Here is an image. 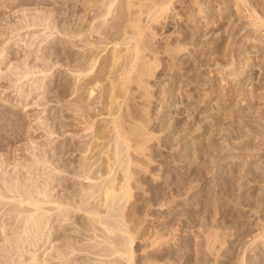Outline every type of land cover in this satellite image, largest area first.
Listing matches in <instances>:
<instances>
[{
  "label": "rangeland",
  "instance_id": "rangeland-1",
  "mask_svg": "<svg viewBox=\"0 0 264 264\" xmlns=\"http://www.w3.org/2000/svg\"><path fill=\"white\" fill-rule=\"evenodd\" d=\"M90 1L93 0H0V178H6V183L12 185L13 176L20 172L41 186L51 175L53 166H67L59 178H66L71 187L80 190L82 185L98 184L100 180L103 184L112 175L108 180L119 187L115 191L119 201L111 210L119 219L111 217L115 226L112 232L106 231L107 226L100 225L99 220L100 224H95L96 216L92 219V213L86 208L96 207L103 216L100 221L110 219L107 216L110 208L102 204V194L97 193L100 195L96 200L85 199L82 203L81 197L71 196L72 189L53 182L55 198L70 197L79 203V209L71 211V218L67 219L58 214L57 205H46L53 222L41 231L39 244L26 242L20 244L21 253L18 249L10 252L8 238L13 239L15 235L9 229L4 233L2 230L6 227H3L0 247L5 245L10 249L7 250L12 264H264V67L259 66L264 65V54L263 58H258L256 51L262 48L264 53V27L255 32L248 19L254 15L252 7L264 19V0H250L252 7L238 12L235 0L213 1L215 9L229 5L226 14L230 18L215 22L207 29L200 24L198 34L194 33L195 27L186 16L191 9L198 11V6L193 4L195 0H174L171 11L168 10L171 13L163 11L164 15L168 14L166 20L162 11L156 10L159 7H152L157 12L151 11V6H158L157 0H130L128 3V0H113L111 10L107 8L111 0L98 3L94 0V9V1L92 4ZM129 6L133 7V12ZM102 7L104 10L100 9ZM141 7L144 10L138 9ZM139 23L140 27L143 25L139 31L141 36L137 31ZM231 26L236 27L233 31L236 37ZM241 26L244 30L237 29ZM137 38L139 46L148 48L141 50L143 57H147L142 59L140 53L137 64L131 66L128 61L136 57H133V46ZM218 45L223 50L218 49ZM247 47V55L257 56L248 74L244 56L234 55ZM88 55L93 56V61ZM110 57L112 60L107 59ZM140 62L147 63L144 68L149 73H145ZM75 65H83V70ZM238 71L244 74L236 76ZM84 80L95 86L92 97ZM238 80L243 83L237 84ZM81 87L84 89H78ZM206 93L214 99L210 106L203 104L204 98L208 99ZM217 96L225 99L231 115H219ZM75 145L78 150H74ZM56 146L59 148L55 149ZM44 152L52 157L50 167L45 169L39 165L42 169L29 170L30 160L26 157L38 159ZM5 159H9V163ZM84 161L93 164L89 174L94 171L97 180H85L84 176L74 173ZM125 172L131 175L127 183ZM7 200L5 198V202ZM10 201L7 205L0 204V221L9 222L7 228L12 227L10 223L14 219H7L10 216H2V213L11 205ZM90 223L103 230L98 227L94 233ZM127 231L136 239L131 246L132 261L124 251L126 247L122 255L120 252L103 255L110 252L101 250L104 236L122 238L124 233H129ZM47 236L51 239L46 240ZM69 241L76 242L75 251L66 247L69 255H57L56 246ZM99 241L98 252L87 248ZM2 253L0 248V259H3Z\"/></svg>",
  "mask_w": 264,
  "mask_h": 264
},
{
  "label": "bare ground",
  "instance_id": "bare-ground-1",
  "mask_svg": "<svg viewBox=\"0 0 264 264\" xmlns=\"http://www.w3.org/2000/svg\"><path fill=\"white\" fill-rule=\"evenodd\" d=\"M88 1V0H87ZM94 1V0H93ZM93 1H90V4H92L91 2H93ZM113 0H111L110 2L108 1V5L109 6H107V8H111L112 9V7H110L112 4H113V2H112ZM130 0H128L127 1V3L129 2ZM132 1V0H131ZM134 1V0H133ZM138 1V0H137ZM139 1H141V0H139ZM153 1V0H152ZM155 1V0H154ZM213 1H217L218 2V0H203V1H201V0H195V3H193L194 5H197L198 6V11H196V10H190L189 11V15L187 14L186 16H189V19H190V22L191 23H193L192 25L195 27L194 28V33L195 34H198L199 33V25L200 24H202V27H205L206 29L207 28H209V26L210 25H213L215 22L217 23L218 21H221V20H224L225 18H230V16H228L227 14H226V10L229 8V5L227 6V7H223V6H221L219 9H215V7H213L212 6V4H213ZM85 2V1H84ZM99 2V0L97 1V3ZM112 2V3H111ZM135 2V1H134ZM145 2V1H144ZM143 2V3H144ZM173 2H174V0H157V4H158V6H156V4L154 5V6H151V11H152V9H153V11H154V8H152V7H159V8H156V10L157 11H159L158 13H160L161 11H162V14L164 15L165 14V12L163 13V11H165V10H170L171 8H172V6L174 5L173 4ZM235 3H236V5H237V12L238 11H240V10H247V8H248V6H251L252 7V5H251V3H250V0H235L234 1ZM97 3H96V5H97ZM110 3V4H109ZM130 3H132L133 4V2H130ZM257 3H259V2H257ZM261 3V2H260ZM263 3H264V1H263ZM88 4H89V2H88ZM89 4V5H90ZM94 4H95V1H94V3L91 5L92 6V8L94 9ZM102 4H105L104 2H102ZM126 3H124V5H125ZM132 4H130V5H132ZM148 4V3H147ZM208 4V5H207ZM221 4H223V2L221 3ZM84 5V4H83ZM95 5V6H96ZM138 5V4H137ZM144 5V4H143ZM193 5V6H194ZM258 5V4H257ZM84 6H86V5H84ZM91 6H88V10H90L91 9ZM100 6H102L101 4H100ZM115 6V5H114ZM128 6V5H127ZM133 6V5H132ZM134 6H136L135 4H134ZM145 6H146V4H145ZM254 6V5H253ZM87 7V6H86ZM89 7H90V9H89ZM98 7V6H97ZM105 7H106V5H105ZM119 7V6H118ZM118 7H117V9H118ZM122 8L121 9H123L124 8V6L122 5L121 6ZM126 7V6H125ZM130 7V11H132V8L133 7H131V6H129ZM140 7V6H139ZM256 7V6H255ZM263 7H264V5H263ZM84 8V7H83ZM107 8H105V9H107ZM115 8H116V6H115ZM120 8V7H119ZM136 8V7H135ZM134 8V9H135ZM189 8V7H188ZM190 8H192V6L190 7ZM253 8V14L254 15H250V18H248L249 19V24H250V26L252 27V28H254L255 29V32L256 31H259L260 30V28L261 27H264V19L262 18V17H260L259 16V14H258V12H257V9H255L254 7H252ZM95 9H96V7H95ZM100 9H103L104 10V8L102 7V8H100ZM108 9V10H109ZM110 9V10H111ZM127 9V7L125 8V11H127L126 10ZM138 9H142V7L141 8H138ZM251 9V8H250ZM99 10V9H98ZM142 10H144V9H142ZM252 10V9H251ZM250 10V11H251ZM92 11V10H91ZM113 11H114V9H113ZM149 11H150V9H149ZM148 11V12H149ZM157 11H154V12H157ZM171 11V10H170ZM170 11H168V12H170ZM86 12V11H85ZM98 12V11H97ZM107 12H109V11H107ZM120 12H121V10H120ZM133 12V11H132ZM138 12V11H137ZM168 12H166V13H168ZM188 12V9H187V11H186V13ZM252 12V11H251ZM83 13V12H82ZM94 13H96V11L94 12ZM99 13V12H98ZM100 13H102V12H100ZM99 13V14H100ZM105 13V12H104ZM104 13H102V15H104ZM142 14H143V12H141ZM153 13V12H152ZM171 13V12H170ZM170 13H169V17L171 16L170 15ZM106 14V13H105ZM123 14H124V12H123ZM125 14H126V12H125ZM127 14H129V13H127ZM126 14V15H127ZM142 14H141V16H142ZM154 14V13H153ZM162 14H161V17L160 18H162ZM81 15V14H80ZM97 15V14H96ZM137 15V14H136ZM139 15H140V13H139ZM148 15V14H147ZM156 14H154V16H155ZM158 15V14H157ZM167 15V17H168V14H166ZM166 15H164L165 17H166ZM93 16H95V14L93 15ZM141 16H139V17H141ZM146 16V15H145ZM152 15L150 14L149 15V17H151ZM256 18H255V17ZM51 17V16H50ZM78 17V16H77ZM83 17V16H82ZM92 17V16H91ZM99 17H100V15H99ZM134 16H132V18H133ZM167 17L165 18V19H163V20H166L167 19ZM245 17V16H244ZM46 18V17H45ZM79 18V17H78ZM90 17L88 16V20H90L89 19ZM96 18V17H95ZM98 18V17H97ZM157 18V17H156ZM155 18V20H157V22L159 21L158 19H159V16H158V18L156 19ZM51 19V18H50ZM94 19V18H93ZM121 19H124V18H121ZM127 19V18H126ZM137 19V18H136ZM147 19V18H146ZM150 19V18H149ZM169 19V18H168ZM188 19V20H189ZM201 19H206V20H201ZM52 20V19H51ZM78 20V19H77ZM84 20V19H83ZM87 20V22L89 23V21ZM104 20V19H103ZM131 20V19H130ZM144 20V19H143ZM162 20V19H161ZM81 21V20H80ZM80 21H79V23H80ZM99 21V20H98ZM102 21V20H101ZM138 21H140V20H138ZM147 21V20H146ZM206 21V22H205ZM38 22V21H37ZM42 22V21H41ZM46 20H45V25H46ZM82 22V21H81ZM91 22V21H90ZM97 22V21H96ZM126 22V21H125ZM134 22H136V21H134ZM133 22V23H134ZM165 22V21H164ZM167 22V21H166ZM205 22V23H204ZM34 23V22H33ZM130 22L128 21V23L127 24H129ZM142 23V22H141ZM35 24V23H34ZM53 24V23H52ZM81 24V23H80ZM248 24V25H249ZM42 25H43V23H42ZM54 25H56V24H54ZM70 25V24H69ZM97 25V24H96ZM122 25V24H121ZM130 25V24H129ZM134 25V24H133ZM137 25H138V23H137ZM137 25H135V26H137ZM164 25H165V23H164ZM166 25H169V24H167L166 23ZM222 25V24H221ZM50 26V25H49ZM48 26V27H49ZM72 26V25H71ZM84 26V25H83ZM95 26V25H94ZM123 26V25H122ZM142 26L143 25H141V27H140V23H139V26H138V29H137V31H138V36H141L140 35V32L139 31H141V28H142ZM146 26V25H145ZM144 26V27H145ZM223 26V25H222ZM52 26H50V28H51ZM55 27V26H54ZM73 27V26H72ZM81 27H82V25H81ZM96 27V26H95ZM112 27V26H111ZM124 27V26H123ZM140 27V28H139ZM218 27V26H217ZM224 27V26H223ZM237 27H239V26H237ZM97 28V27H96ZM109 28H110V26H109ZM127 28V27H126ZM129 28V27H128ZM135 28V30H136V28L137 27H134ZM167 28V27H166ZM193 28V27H192ZM236 27H233L232 28V26H231V31H232V34H234L233 36H235L236 37V35H235V31H234V29H235ZM246 28H247V26H246ZM79 29V28H78ZM111 29V28H110ZM109 29V30H110ZM131 29V28H130ZM133 29V28H132ZM145 29V28H144ZM191 29V28H190ZM237 29H239V30H244L243 29V27L241 26L240 28H237ZM65 30V29H64ZM119 30V29H118ZM123 29H121V31H122ZM239 30H237V31H239ZM70 31V30H69ZM73 31V30H72ZM77 31V30H76ZM111 31V30H110ZM125 31V30H124ZM133 31V30H132ZM136 31V32H137ZM230 31V30H229ZM234 31V32H233ZM264 31V30H263ZM66 32H67V30H66ZM79 32V31H78ZM102 32V31H101ZM108 32V31H107ZM106 32V33H107ZM112 32V31H111ZM126 32V31H125ZM142 32H144V31H142ZM141 32V33H142ZM72 33V32H71ZM84 33H85V31H84ZM103 33H105V32H103ZM117 33H118V31H117ZM145 33V32H144ZM123 34V33H122ZM128 34V33H127ZM130 34H132V33H130ZM136 34V33H135ZM229 34H231V33H229ZM70 35V34H69ZM78 35V34H77ZM107 35V34H106ZM144 35V34H143ZM153 35V34H152ZM109 36H111V35H109ZM118 36H120V35H118ZM121 36H123V35H121ZM127 36H129V35H127ZM136 36H137V34H136ZM145 36V35H144ZM144 36H142V38L144 37ZM83 37H84V35H83ZM98 37V36H97ZM131 37L132 38H136V37H134V34H132L131 35ZM149 38H150V36H148ZM147 36H146V38H148ZM234 37V38H235ZM88 38V37H87ZM108 38V37H107ZM120 38V37H119ZM122 38V37H121ZM128 38H130V37H128ZM128 38H126V39H128ZM145 38V37H144ZM196 38V37H195ZM91 39V38H90ZM104 39H106V38H104ZM117 39V38H116ZM87 40H89V39H87ZM106 40H108V39H106ZM113 40V39H112ZM111 40V41H112ZM123 40H124V38H123ZM195 40H197V39H195ZM194 40V41H195ZM235 40V39H234ZM81 41H83V40H81ZM148 42H149V39L147 40ZM222 41V40H221ZM224 41V40H223ZM92 42H93V40H92ZM100 42V41H99ZM73 43V42H72ZM82 43V42H81ZM84 43V42H83ZM118 43V42H117ZM127 43V42H126ZM129 43V42H128ZM142 43V42H141ZM93 45H94V43H92ZM97 44H98V42H97ZM121 44H123V43H121ZM125 44V43H124ZM145 44H147V43H145ZM77 45V44H76ZM83 45V44H82ZM108 45V44H107ZM84 46H86V45H84ZM97 45H95L94 47H96ZM104 46V45H103ZM103 46H102V48H103ZM145 46V45H144ZM149 47H150V45H148ZM89 47V46H88ZM216 47V46H215ZM254 47L256 48L257 46L256 45H254ZM91 48H93V47H91ZM97 48V47H96ZM95 48V49H96ZM100 48V47H99ZM105 48V47H104ZM116 48V47H115ZM120 48V47H119ZM127 48V47H126ZM133 53H134V56L133 57H135L133 60H131V62H129L128 61V64L129 63H131V66H133V65H135V64H137V62H138V59L141 57L142 59H146V57H143V55L144 54H142V52L145 50L144 48H146V47H141V45L139 46V43H138V38H137V41H136V43H135V45L133 46ZM217 48L218 49H221V50H223V47H221V45H218L217 46ZM86 49V48H85ZM95 49H93V56H95L94 55V53H95ZM146 49H148V48H146ZM217 49V50H218ZM248 49H249V47H247V48H245L244 50H242L241 52H240V50H238V52H237V54H234V55H243L244 56V58H245V60L248 62L247 63V67L249 68L248 69V71L246 72V74H248V72L249 71H251L252 70V67H254V63H255V61H256V58H257V56L256 57H253V56H251V55H247V51H248ZM113 50V49H112ZM121 50V49H120ZM125 50H127V49H125ZM141 50H142V52H141ZM92 51V50H91ZM96 51H97V49H96ZM119 51V50H118ZM232 51V50H231ZM256 51H258L259 52V55H258V58L259 57H262L263 58V54L264 53H262L263 51H262V48H258V50H256ZM98 52H100V51H98ZM97 52V53H98ZM111 52V51H110ZM117 52V51H116ZM122 52V51H121ZM130 52V51H129ZM229 53H230V51H228ZM90 53V52H89ZM140 53L142 54V56H140ZM228 53V54H229ZM111 54H112V52H111ZM111 54H110V56H111ZM128 54V53H127ZM256 54H258V53H256ZM87 55V54H86ZM85 55V56H86ZM115 57L116 56H118L119 57V54L118 55H115V54H113ZM120 55H122V54H120ZM130 55H132V52H131V54ZM172 55V54H171ZM221 55H223L224 57H225V53H223V51H222V54ZM227 55V54H226ZM241 55V56H242ZM68 56V55H67ZM75 56V55H74ZM84 56V55H83ZM92 57V58H89V57ZM87 57H86V61H87V59L89 58V59H91L90 61H93L92 59H93V56L92 55H88ZM96 56H97V54H96ZM108 56H109V54H108ZM114 56H112L113 58L112 59H114L113 61V63H115V61H116V59H115V57ZM129 56V55H128ZM140 56V57H139ZM230 56V55H229ZM232 56V55H231ZM70 57V56H69ZM98 57H99V55H98ZM121 57H123V56H121ZM223 57V58H224ZM73 58V57H72ZM75 58V57H74ZM76 58H77V56H76ZM104 58V57H103ZM106 58V57H105ZM104 58V59H105ZM117 58V57H116ZM130 58V57H129ZM128 58V59H129ZM155 58H157V57H155ZM206 58V57H205ZM71 59V58H70ZM95 59V58H94ZM101 59V58H100ZM107 59H111V57L110 58H107ZM111 59V60H112ZM144 59V60H145ZM150 59V58H149ZM149 59H147L148 61H151L152 62V60H149ZM69 60V59H68ZM99 60V59H98ZM103 60V59H102ZM118 60V59H117ZM123 60V59H122ZM144 60H142V62L144 61ZM200 60V59H199ZM222 60V59H221ZM263 60V59H262ZM73 61H75V60H73ZM76 61H77V59H76ZM126 61V60H125ZM259 61V60H258ZM261 61V60H260ZM79 62V61H78ZM83 62V61H82ZM85 62V61H84ZM89 61H87V63H88ZM105 62L106 61H104V64H105ZM108 62H109V60H108ZM108 62H106V63H108ZM119 62V61H118ZM142 62H140V63H142ZM147 62V61H146ZM264 62V61H263ZM94 63V62H93ZM113 64L112 63V61L111 62H109V64ZM135 63V64H134ZM145 63V62H144ZM147 63H149V62H147ZM146 63V64H147ZM258 63H260V62H258ZM261 63H262V61H261ZM70 64V63H69ZM72 64V63H71ZM75 64H77V63H75ZM81 64V63H80ZM90 64H92V63H90ZM89 64V65H90ZM95 64V63H94ZM93 64V65H94ZM102 64V63H101ZM116 64H117V62H116ZM146 64H140L141 66H142V68H144V66H146ZM152 64V63H151ZM87 65V64H86ZM89 65H87V66H89ZM124 65V64H123ZM125 65H127V64H125ZM149 65H150V63H149ZM70 66V65H69ZM76 66V68L78 69L79 67H77V65H75ZM105 66V65H104ZM113 66V65H112ZM111 66V67H112ZM116 67H117V65H115ZM138 66V65H137ZM259 66L263 69V67H264V65H260L259 64ZM82 67H83V65H82ZM82 67H80L79 69H81ZM107 67V66H106ZM121 67V66H120ZM125 67V66H124ZM127 67V66H126ZM70 68V67H69ZM93 68V67H92ZM100 68V67H99ZM102 68V67H101ZM108 68H110V66L108 67ZM113 68V67H112ZM142 68L140 67L139 69L140 70H142ZM72 69V68H71ZM75 69V68H74ZM76 69V71H78ZM89 69V68H88ZM115 69V68H114ZM137 69V68H136ZM145 69V68H144ZM70 70V69H69ZM82 70H83V68H82ZM87 70V69H86ZM91 70V69H90ZM107 70V69H106ZM110 70V69H109ZM117 70H118V67H117ZM146 70V69H145ZM81 71V70H80ZM85 71V70H84ZM105 71V70H104ZM112 71H113V69H112ZM138 71V70H137ZM144 71V70H143ZM142 71V72H143ZM148 70H146L145 71V73L147 72ZM40 72V71H39ZM83 71H81V73H82ZM102 72H103V70H102ZM110 72H111V70H110ZM118 72H120V71H118ZM123 72V71H122ZM141 72V73H142ZM221 72H223V69H221ZM40 73H42V72H40ZM121 73V72H120ZM135 73H136V71H135ZM140 72H138L137 73V75L139 74ZM148 73H149V71H148ZM236 74V76H240V75H243L244 73L243 72H235ZM96 74V73H95ZM105 74V73H104ZM107 74V73H106ZM116 74H117V72H116ZM115 74V75H116ZM147 74V73H146ZM122 75H124V73H122ZM136 75V76H137ZM143 75H145L144 74V72H143ZM25 76V75H24ZM23 76V77H24ZM87 76H88V74H87ZM98 76V75H97ZM114 76V75H113ZM121 76V75H120ZM140 76H142V75H140ZM82 77H84V76H82ZM81 77V78H82ZM91 77V76H90ZM94 77H96V76H94ZM107 77V76H106ZM112 77V76H111ZM132 77V76H131ZM100 78V77H99ZM122 78V77H121ZM125 78V77H124ZM133 78V77H132ZM38 79V78H37ZM37 79H35V81L37 80ZM41 79V78H40ZM102 79V78H101ZM105 79H107V78H105ZM113 79H114V77H113ZM88 80V79H87ZM90 80V79H89ZM97 80V79H96ZM96 80H95V82H96ZM132 80V79H131ZM239 80H241V79H239ZM238 80V81H239ZM252 80V79H251ZM33 81H34V78H33ZM43 81V80H42ZM81 81V80H80ZM85 81V80H84ZM110 81V80H109ZM108 81V82H109ZM123 81V80H122ZM237 81V84H240V83H243L242 81H239L238 82ZM37 82V81H36ZM35 82V83H36ZM40 82V81H39ZM45 82V81H44ZM44 82H43V84H44ZM83 82V81H82ZM90 82H92L91 80H90ZM90 82H87V81H85L84 83H88V94H89V96L90 97H92L93 95H94V87H92V86H90ZM94 82V83H95ZM100 82H102V81H100ZM125 82V81H124ZM123 82V83H124ZM38 83V82H37ZM37 83L35 84V85H37ZM113 83V82H112ZM92 84H93V82H92ZM109 84V83H108ZM40 85V84H39ZM42 85V84H41ZM46 85V84H45ZM45 85H43V86H45ZM77 85H78V83H77ZM76 85V86H77ZM80 85V84H79ZM83 85V84H82ZM82 85H80V86H82ZM85 85V84H84ZM83 85V86H84ZM114 85V84H113ZM86 86V87H87ZM99 86V85H98ZM97 86V87H98ZM119 86V85H118ZM21 87H22V85H21ZM20 87V88H21ZM35 87V86H34ZM103 87H105V85H103ZM257 87H259V86H257ZM36 88V87H35ZM38 88V87H37ZM41 88V87H40ZM45 88H46V86H45ZM99 88H100V86H99ZM116 88V87H115ZM120 88V87H119ZM118 88V89H119ZM18 89H19V87H18ZM34 89V88H33ZM78 89H84L83 87H81V88H78ZM255 89V88H254ZM19 90H21V89H19ZM23 90H24V88H23ZM26 90V89H25ZM24 90V91H25ZM27 90H30V89H28L27 88ZM37 90V89H36ZM104 90H106V88L104 89ZM109 90H111V89H109ZM114 90V89H113ZM116 90V89H115ZM86 91V92H87ZM99 91V90H98ZM112 91V90H111ZM117 91V90H116ZM241 91H244L243 89H241ZM254 91V90H253ZM23 92V91H22ZM26 92V91H25ZM31 92V91H30ZM72 92H73V90H72ZM84 92V91H83ZM107 92L109 93L110 91H108V89H107ZM107 92L105 93V94H107ZM114 92V91H113ZM243 93V92H242ZM24 94V93H23ZM29 94V93H28ZM34 94V93H33ZM82 94V93H81ZM110 95L111 94H113L112 92L111 93H109ZM175 94V93H174ZM207 94V93H206ZM263 94V93H262ZM108 95V94H107ZM108 96V97H111V96ZM192 95V94H191ZM190 95V96H191ZM250 95V94H249ZM261 95V94H260ZM96 96H97V94H96ZM205 96H207L208 97V99H205L204 98V102H203V104L204 103H206L207 104V106H210V104L212 103V100H214L212 97V95L210 94L209 95V93L207 94V95H205ZM220 96V95H219ZM223 96V95H222ZM221 96V97H222ZM95 97V96H94ZM107 97V98H108ZM113 98H114V95L112 96ZM111 97V98H112ZM117 97V96H116ZM115 97V98H116ZM173 97V96H172ZM206 97V98H207ZM218 97V96H217ZM217 98V100L218 101H216L217 103V105H218V111H219V115H226V117H227V115H231V108L229 109L226 105H227V103H225V99L224 100H222V98ZM224 97V96H223ZM252 97V96H251ZM262 98V97H261ZM95 99H96V97H95ZM110 99V98H109ZM202 99H203V96H202ZM249 99V98H248ZM113 100V99H112ZM112 100H110V102L112 101ZM250 100V99H249ZM200 101H202L201 100V96H200ZM116 102V101H115ZM92 102H90V104H91ZM111 104V103H110ZM201 104V103H200ZM199 104V105H200ZM203 104H201L202 106H203ZM92 106H93V104H92ZM111 106V105H110ZM113 106V105H112ZM111 106V107H112ZM207 106H206V108H207ZM110 107V108H111ZM116 107V106H115ZM203 107H205V106H203ZM115 109V108H114ZM192 109V108H191ZM77 110V109H76ZM194 110V109H193ZM200 110V109H199ZM114 111V110H113ZM195 111V110H194ZM112 112V111H111ZM205 112H206V109H205ZM197 113V112H196ZM194 114V113H193ZM204 114V113H203ZM208 114V113H207ZM233 114V113H232ZM81 115H83V114H81ZM214 115V114H213ZM87 119V118H86ZM85 120V119H84ZM86 121V120H85ZM20 122V121H19ZM78 123V122H77ZM116 123V122H115ZM78 125V124H77ZM124 133V132H123ZM122 133H120V135H121ZM121 139V138H120ZM128 139V138H127ZM116 142V141H115ZM123 142V141H122ZM88 143V142H87ZM87 143H85V144H87ZM89 143H90V141H89ZM91 143H92V141H91ZM77 144V143H76ZM118 144V143H117ZM92 145V144H91ZM76 146V145H75ZM118 146V145H117ZM86 147V145H84V148ZM89 147V146H88ZM57 148H59L58 146H56L55 147V149H57ZM78 148H80V144H79V146H78ZM81 148H82V146H81ZM83 148V149H84ZM87 148V147H86ZM88 149V148H87ZM74 150H78L77 149V146L74 148ZM80 151H84V150H82V149H80ZM86 151V150H85ZM54 156V155H53ZM52 159V157L50 156V153H46V152H44V153H40L39 155H38V159L37 158H35V159H33V160H31V159H29L28 157H26V160H30V162L28 163L29 164V167H28V169L29 170H33V171H36L37 169H42V168H40V166H45V169H46V167L48 168V167H50L49 166V161ZM6 160V159H5ZM8 163H9V159H7L6 160ZM54 161V160H53ZM53 161H51V163H53ZM125 161H127V160H125ZM93 163V162H92ZM95 163V162H94ZM125 163V162H124ZM124 163H122V164H124ZM127 163V162H126ZM110 164H112V163H110ZM120 164V163H119ZM40 165V166H39ZM92 165L93 164H91V162H86V161H84V162H82V163H80V165L77 167V170L76 171H74V173L76 174V175H82V176H84V179L85 180H93V179H96L97 180V176H95L96 174H94V171L91 173V174H89L90 173V170H91V168H93L92 167ZM126 165V164H125ZM124 165V166H125ZM127 166V165H126ZM66 167L67 166H63V168H61V166L59 165V166H53L52 168H51V175L48 177V179L49 178H51L50 180H49V183L47 182L46 183V180L48 181V179H44L45 181V184L43 183V184H41V186H39V185H36V184H34V180H33V183L31 182V180H30V178H25V176H24V174L22 173H20V172H16V175L15 176H13V178H15V182H14V184H12V185H8L7 183H6V181H5V179L4 178H0V204L2 205V203L3 204H5V205H7L6 203H7V201H9L10 199L12 200V201H10V206H8V208L7 209H5L4 211H3V213H2V216H10L9 218H7V219H14V221H13V223H10V224H12L11 226V228H7V226L6 225H9V222H7V223H5V222H1L0 221V232L3 234V232L5 233L6 231H8V229H9V231L11 232V234H13V235H15V236H13V239L11 238V239H9L8 238V246H9V248L11 249V251L10 252H12V250L13 249H18L19 251L18 252H20V251H22V245L24 244V243H29V244H31V245H34V246H36L37 244H39V241H40V239H41V236H40V234H41V231H43L45 228H47L46 226H47V224H52V222H53V219H52V217L50 216L51 214H48V210L46 209V205H57V212H58V214L60 215V216H63V217H66L67 219H70L71 218V211H74V209H79L78 207H79V203H75V202H77V201H74V200H72V198H70V197H58V198H55V196L52 194V190H54V188H55V186H51V184L53 183V182H59V184L61 185V187H63V188H66V189H72V194H71V196L73 197H81V201H82V203L84 202L85 203V199H86V201L87 200H89L90 198L92 199V198H95V200L96 199H98L99 197V195L100 194H102L101 196H102V201H103V203L102 204H104L105 206H109V208H110V210H109V212H107V213H109L107 216L108 217H110V219L109 218H107V217H105V218H107L108 220H110V221H106V219H104L105 221H103V219H101L102 221H100V218L102 217L103 218V216H101V212L100 211H98L97 209H96V207H93V206H91V207H93V208H88V207H86L87 208V210H89L88 212H89V214H91L90 216H92V219H93V217H95L96 216V221H94V223L95 222H98L97 220H99V222H101V224L100 225H102L103 226V224L104 225H106L107 226V230L106 231H108V232H112L113 231V227L115 226L114 224H113V222L114 221H112L111 220V217L113 218L114 216H115V219L117 218L116 217V212L114 211L113 212V210H111V208H113V205H115L116 203H118V201H119V199H117V197H116V195H117V193L115 192L116 191V189H118V188H116L115 187V185H114V182L110 179V180H108L109 178H111L112 177V175L108 178L107 177V175H106V178H108L103 184H100V182L102 181V180H100V182H98V184L97 183H93V185H91L90 183V185H88V186H83L82 185V188L79 190V189H77V188H74V186H72L71 187V185L69 184V183H67V179L66 178H63V177H61V178H59V176H60V173L61 172H63V171H66ZM109 167H110V165H109ZM97 169V168H96ZM111 169V168H110ZM109 169V170H110ZM125 169V168H124ZM113 171H114V169H113ZM124 172V171H123ZM95 173H97V171L95 172ZM114 173V172H113ZM126 173V172H125ZM124 173V177H125V180H126V183H127V181H129V179H131V178H129L131 175H130V172H129V174H125ZM115 174V173H114ZM113 174V175H114ZM126 175V176H125ZM130 175V176H129ZM24 176V177H23ZM96 177V178H95ZM101 177V176H100ZM100 177H98V178H100ZM113 177H115V176H113ZM59 178V179H58ZM102 178V177H101ZM113 179V178H112ZM91 180V181H92ZM112 181V182H111ZM122 181V180H121ZM121 181H119V182H121ZM43 182V181H42ZM113 183V184H112ZM32 184H33V186H32ZM119 185V184H118ZM119 186H121V185H119ZM122 188H124L125 186H124V184L121 186ZM129 191V190H128ZM37 193V195H35L34 193ZM124 192H125V190H124ZM123 192V193H124ZM97 193H100V194H97ZM121 196V195H120ZM86 197V198H85ZM98 197V198H97ZM5 198L6 199H8L6 202H5ZM125 198V201H126V197H124ZM124 198H123V201H124ZM2 199H4V201H2ZM75 199V198H74ZM121 199V198H120ZM101 200V199H100ZM99 200V201H100ZM11 202H13V203H11ZM78 202H80V201H78ZM101 202V201H100ZM9 203V202H8ZM120 204H122L121 202H120ZM125 204V203H124ZM124 204H123V206H124ZM78 205V206H77ZM83 205V204H82ZM117 205V204H116ZM67 206V207H66ZM5 207V206H4ZM0 208H1V206H0ZM3 208V207H2ZM80 208H82L81 206H80ZM85 207L84 208H82V210L83 209H86ZM108 208V209H109ZM116 208V211H117V207H115ZM118 208H121L120 206L118 207ZM125 208H126V206H125ZM124 208V209H125ZM114 209V208H113ZM0 210H2V209H0ZM47 210V211H46ZM87 210H85V211H87ZM120 210V209H119ZM122 210V209H121ZM125 211V210H124ZM123 211V212H124ZM120 212V211H119ZM122 212V211H121ZM100 214V215H99ZM95 215V216H94ZM97 215L99 216L98 218L99 219H97ZM120 215V214H119ZM2 216H1V218H2ZM118 216V215H117ZM120 217H121V215H120ZM123 217H126V216H123ZM89 218H91V217H89ZM126 218H128V217H126ZM92 219H91V221H92ZM114 219V220H115ZM119 219V217L117 218V220ZM122 219V218H121ZM125 219V218H124ZM129 220V219H128ZM128 220H126V221H128ZM122 222V221H121ZM92 223V222H91ZM90 223V224H91ZM94 223H93V225H94ZM128 223V222H127ZM95 224H97V223H95ZM120 225V224H119ZM123 225H126L125 223H123ZM52 226V225H51ZM89 226L90 225H88V227H87V229H89ZM106 226H105V228H106ZM131 226V225H130ZM3 227H6V228H3ZM9 227V226H8ZM91 227H92V224H91ZM96 228V229H94V228ZM92 228H93V230H91L92 228H90V230L91 231H94V233H96V230H97V228L99 227L100 228V226L99 225H96V226H93ZM126 227H127V225H126ZM132 227V226H131ZM3 228V232L1 231V229ZM49 228H50V226H49ZM98 228V229H99ZM117 228H118V226H117ZM119 228H120V226H119ZM101 229V228H100ZM120 229H123L124 231H126V229H124V228H120ZM5 230V231H4ZM101 230H103V229H101ZM86 231H88V230H86ZM132 231V230H131ZM9 232V233H10ZM105 232V231H104ZM129 231H127V233H128ZM124 233V232H123ZM122 233V234H123ZM118 234H120V233H118ZM121 234V235H122ZM128 234H130V236H128ZM127 235H125V233H124V236L122 235V238H120L121 236H119V238H118V236L116 237V236H112V235H103L104 236V238H105V243H104V246H103V248L101 249L102 251L103 250H105V251H110L109 253H103V255L104 254H106L105 256H112L113 254H115V253H119L120 252V254L122 253V251L124 250V248L126 247V249L124 250L127 254H128V258L130 259H128L127 257H125L126 258V260H129V261H132V253H134V252H131V246L133 245V242L136 240V239H134V237L132 236V234L129 232ZM100 236H101V234H100ZM102 237V236H101ZM124 237V238H123ZM7 238V237H6ZM138 238V237H137ZM46 240L47 239H51V236H47V238H45ZM53 241V240H52ZM51 241V242H52ZM75 241L74 242H63V244H60V245H58V246H56L57 248H55L56 250L55 251H57L58 252V254L57 255H63V256H67V254L69 255L70 253L68 252V251H66V247H68L67 249H69V248H72L71 249V251H75ZM101 243H103L102 242V240H101ZM20 244H22V245H20ZM99 245H101L100 244V241H99V244H96V243H94L93 245H91V247L89 248V247H87L89 250H91V252H93V253H96V252H98V248H99ZM4 247H0L1 248V251L3 252L1 255L3 256V259L1 260L0 259V264H12V258H11V256L10 255H8V251L10 250L7 246H5V245H3ZM98 247V248H97ZM78 248V247H77ZM95 248H97L96 250H95ZM7 249H9V250H7ZM78 249H80V248H78ZM82 249V248H81ZM77 251H79V250H77ZM81 251H83V250H81ZM87 251V250H86ZM96 251V252H95ZM68 252V253H67ZM17 253V252H16ZM21 253V252H20ZM72 253H74V252H72ZM100 253V252H99ZM126 253H124V254H126ZM101 254V253H100ZM100 254H98V255H100ZM123 254V255H124ZM127 254H126V256H127ZM122 255V254H121ZM118 256V255H117ZM134 256V255H133ZM19 257H21V256H19ZM57 257V256H56ZM115 257V260H116V256H114ZM121 257V256H120ZM120 257H118V258H120ZM122 257H124V256H122ZM135 257V256H134ZM67 258V257H66ZM61 259H63V258H61ZM121 259H124V258H121ZM70 260V259H69ZM68 260V261H69ZM111 260V259H110ZM125 260V261H126ZM135 260V259H134ZM109 261V260H108ZM121 261V260H120ZM64 262V261H63ZM107 262V261H106ZM110 262V261H109ZM109 262H107V263H109ZM123 262V261H122ZM128 262V261H127ZM134 262V261H133ZM133 262H131V263H133ZM58 263V262H57ZM56 263V264H57ZM66 263V262H65ZM64 263V264H65ZM58 264H62V263H58ZM134 264V263H133Z\"/></svg>",
  "mask_w": 264,
  "mask_h": 264
}]
</instances>
